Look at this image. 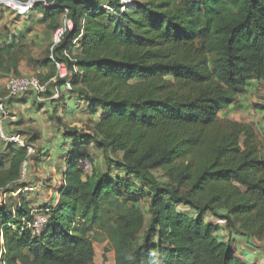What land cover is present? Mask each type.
Returning <instances> with one entry per match:
<instances>
[{"label":"trees","instance_id":"trees-1","mask_svg":"<svg viewBox=\"0 0 264 264\" xmlns=\"http://www.w3.org/2000/svg\"><path fill=\"white\" fill-rule=\"evenodd\" d=\"M37 1L33 28L65 31L39 61L33 40L0 25V83L38 70L46 83L63 64L66 77L50 88L68 83L90 113L100 111L93 135L71 139L90 141L107 168L131 180L86 176L75 152L65 154L55 206L32 208L26 195L0 205V264H93L95 244L113 264H239L206 215L264 244L263 150L251 124L226 118L247 85L264 80V0H129L132 8L121 0ZM5 147L2 195L14 193L28 160L25 149ZM33 211L47 218L39 235L24 226Z\"/></svg>","mask_w":264,"mask_h":264},{"label":"rangeland","instance_id":"rangeland-1","mask_svg":"<svg viewBox=\"0 0 264 264\" xmlns=\"http://www.w3.org/2000/svg\"><path fill=\"white\" fill-rule=\"evenodd\" d=\"M121 1L123 6L133 7L131 1ZM105 10H108V6H105ZM121 10L123 11L124 8ZM0 15V25L13 32L14 36L26 35L30 40L34 41L32 45V57L34 59L39 61L47 59V51L54 41L55 33L39 31L33 28L35 20L40 18L39 13L29 10L22 15H16L0 7ZM77 48V44H74L73 53ZM33 74L39 78H44L47 76V71H30L23 75ZM5 85L0 83V93L4 92ZM52 89H49L50 98L44 96L42 103H39L32 94H29L19 100H15L13 106H8L10 115L5 120L7 122V131L20 132L26 140L32 139L36 135L38 136L32 142L35 153L29 158L24 178H21L18 186L15 185L11 188L14 193L4 195L7 204L10 202L12 206L20 204L22 195L29 196L26 200L29 203H33L32 208L33 206L36 208L37 206H55L58 200V191L62 185V174L66 171L64 158L71 152H75L77 155L78 167L86 176H90L93 170H97L109 179L119 176L127 181L131 180L122 171H117L115 167L107 168L103 153L90 141L83 140L79 145L70 137L74 133L81 136V138L93 135L94 125L100 115V111H97L96 114L90 113L87 110V101L73 95L71 89H62L58 97L52 99ZM247 92L250 91L248 90ZM259 106H264V82H258L256 89L250 94L240 97L239 105L234 106L230 113L226 114V118L238 123L251 124L256 131L259 145L264 154V111H261L258 108ZM13 117L15 119L11 120ZM5 149V145L0 143V155L5 152ZM110 156L112 160L121 158V155L112 154ZM155 175L161 176V173L157 172ZM23 187H28V189L26 190ZM146 205L145 201L139 203V207L143 210L145 219L148 221ZM179 211L187 212L191 216L195 215L194 212L182 207L179 208ZM204 219L205 222L217 228L215 235L219 240L231 244L236 252L239 264H264L263 243L251 242L243 237L236 236L225 230L223 223L211 215H206ZM94 246L95 258L93 264H113L112 254H107L105 259H103L104 245L95 244Z\"/></svg>","mask_w":264,"mask_h":264},{"label":"built area","instance_id":"built-area-1","mask_svg":"<svg viewBox=\"0 0 264 264\" xmlns=\"http://www.w3.org/2000/svg\"><path fill=\"white\" fill-rule=\"evenodd\" d=\"M37 0H28L25 3L16 2L12 0H2V4L7 6L8 8L15 11L17 14H24L32 9V7L37 3ZM44 6L47 8L53 7L52 4L44 3ZM66 25L68 29H71V23L67 22ZM65 29H60L55 33L53 44L57 45L64 33ZM53 58L51 57V60ZM57 75L50 79L46 83H42L37 75H23L18 78H11L8 83L5 85V89L3 95L0 97V143L3 145L13 144L18 148L25 149L27 152L28 160L22 164L21 168V178L25 176L26 169L28 166L29 158L34 155L35 150L33 146H28L27 140L24 135H21L17 132H8L7 131V122L5 121L9 117L8 106H13L15 100H19L21 97L25 95H33L39 103H42L43 95L49 92L50 86L55 84L57 79H63L66 77L67 72L63 64L56 63ZM64 89L70 90L71 87L67 83ZM54 90V91H53ZM52 99L58 97L60 90L59 88L54 87L52 89ZM10 109V108H9ZM15 117L11 118L14 120ZM6 194H0V205H5V196ZM31 221L23 220L24 226L27 230H29L32 235H39L44 226L47 223V218L41 214H38V211H33L31 213ZM1 236L2 246L0 247V260H2L4 256V244L3 237ZM3 247V248H2ZM2 248V249H1Z\"/></svg>","mask_w":264,"mask_h":264},{"label":"crops","instance_id":"crops-1","mask_svg":"<svg viewBox=\"0 0 264 264\" xmlns=\"http://www.w3.org/2000/svg\"><path fill=\"white\" fill-rule=\"evenodd\" d=\"M258 82L261 83V82H264V80H262V81H253V82H250V83L247 85V87H246V92H245V94H244L243 96L250 94L254 89H256ZM248 90H249L250 92H247ZM239 102H240V98H239L237 104L234 105V106L239 105ZM234 106H232V107L229 109V111L227 112V115L230 113V110H231ZM63 151H64V150H63ZM56 153H59V152H56ZM64 159H65V158H64ZM23 188H25L26 190L28 189V187H23ZM26 198H29V196L26 195ZM31 205H32V204H31Z\"/></svg>","mask_w":264,"mask_h":264},{"label":"water","instance_id":"water-1","mask_svg":"<svg viewBox=\"0 0 264 264\" xmlns=\"http://www.w3.org/2000/svg\"><path fill=\"white\" fill-rule=\"evenodd\" d=\"M1 2H2V0H1Z\"/></svg>","mask_w":264,"mask_h":264},{"label":"bare ground","instance_id":"bare-ground-1","mask_svg":"<svg viewBox=\"0 0 264 264\" xmlns=\"http://www.w3.org/2000/svg\"><path fill=\"white\" fill-rule=\"evenodd\" d=\"M131 7V6H130Z\"/></svg>","mask_w":264,"mask_h":264}]
</instances>
